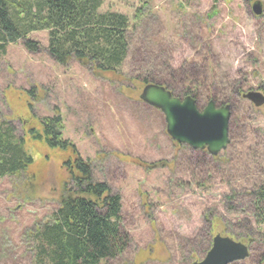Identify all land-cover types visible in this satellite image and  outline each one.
<instances>
[{
  "label": "rangeland",
  "instance_id": "374dc122",
  "mask_svg": "<svg viewBox=\"0 0 264 264\" xmlns=\"http://www.w3.org/2000/svg\"><path fill=\"white\" fill-rule=\"evenodd\" d=\"M145 1L103 0L101 11L132 18ZM255 1L263 5L258 16L252 11ZM149 9L156 22L150 24L146 40L141 32L134 36L135 48L145 45L153 52L160 47L170 68L181 64L195 51L182 37L197 13L206 19L208 27L204 24L202 31L213 42L220 76L244 80L245 92L264 89V0H149ZM27 37L37 41L40 50H29L18 41L9 44L0 59V118L13 123L35 160L24 173L0 178V264H30L22 232L49 217L73 187L69 167L77 154L72 147L51 148L28 134L30 127L40 129L39 119L45 116L61 115L63 138L91 162L93 178L122 196L123 226L131 245L119 258L102 264H188L196 248L201 259L206 255L202 257L199 234L204 209L220 208L217 214L231 223L247 217L227 212L221 199L228 191L224 181L231 180L237 189L264 181V104L257 107L244 97L235 102L232 147L209 191L168 190L173 164L160 168L156 163L180 159L184 152L167 133L162 111L125 86V74L139 67L138 62L130 56L120 71L96 73L75 59L66 65L56 62L47 51L48 31ZM154 55L146 54V63L152 64Z\"/></svg>",
  "mask_w": 264,
  "mask_h": 264
},
{
  "label": "trees",
  "instance_id": "16d2710c",
  "mask_svg": "<svg viewBox=\"0 0 264 264\" xmlns=\"http://www.w3.org/2000/svg\"><path fill=\"white\" fill-rule=\"evenodd\" d=\"M102 5L103 0H0V59L6 54L8 45L18 41L29 50H40V44L27 36L46 30L47 51L61 65L75 59L96 73H116L132 56L139 67L134 66L125 74L128 83L125 86L133 91L141 93L145 85L159 84L175 96L192 95L201 109L211 99L218 106L229 104L232 109L235 102L243 98L244 80L227 81L228 78L221 77L216 69L219 61L213 52V42L206 39L202 31L204 24L208 27L204 17L194 13L189 30L183 31L182 39L192 42L194 53L170 68L167 53L161 51V45H157L159 50L154 48L150 52L147 46L135 48L133 43L139 32L146 40L150 24L153 26L152 22H156L157 17L149 9V0L132 18L118 11H101ZM182 13L181 19H184L186 12ZM155 53L157 55L150 61L152 64L146 63V54ZM231 122L232 119L229 137ZM39 126L40 129H28L32 140L61 150L72 147L77 158L69 167L73 187L68 189L58 208L21 234L30 264H102L119 258L131 245L130 233L123 226L122 196L113 192L106 182L93 178L91 162L83 160L74 145L63 138L60 114L41 117ZM173 142L184 155L180 159L175 157L156 163L160 168H169L173 164L166 188L209 191L222 171L221 162L232 147L231 140L223 155L217 156L206 149H193ZM34 161L24 137L17 134L13 123L0 118V178L22 174ZM176 161L180 162L178 166L174 165ZM152 168L147 167L148 170ZM75 169L78 174L73 172ZM224 182L228 191L222 193L223 208L227 212L240 211L247 217L231 223L222 214H217L220 208L204 209L199 230L204 241L202 257L212 246L214 236L222 234L248 246L249 254L244 261L264 264V250H260L261 246L264 248V181L259 186L238 189L231 180ZM199 253L196 248L188 264L200 260Z\"/></svg>",
  "mask_w": 264,
  "mask_h": 264
},
{
  "label": "water",
  "instance_id": "95a60500",
  "mask_svg": "<svg viewBox=\"0 0 264 264\" xmlns=\"http://www.w3.org/2000/svg\"><path fill=\"white\" fill-rule=\"evenodd\" d=\"M253 13H263L260 1L252 4ZM140 99L162 111L166 130L177 143L186 144L193 149H206L217 156L226 150L229 143V125L232 109L229 104L218 106L209 100L201 109L192 95L178 97L165 86L150 83L143 87ZM245 99L259 107L264 104V93L250 89L243 94ZM248 246L232 237L217 234L206 255L193 264H231L248 257Z\"/></svg>",
  "mask_w": 264,
  "mask_h": 264
},
{
  "label": "flooded vegetation",
  "instance_id": "af4514ba",
  "mask_svg": "<svg viewBox=\"0 0 264 264\" xmlns=\"http://www.w3.org/2000/svg\"><path fill=\"white\" fill-rule=\"evenodd\" d=\"M258 90H259V89H258ZM261 90H263V91H264V89H261ZM261 90H260V91H261Z\"/></svg>",
  "mask_w": 264,
  "mask_h": 264
}]
</instances>
